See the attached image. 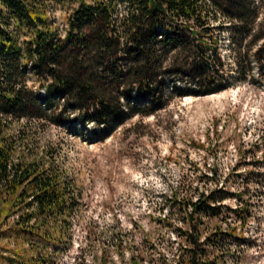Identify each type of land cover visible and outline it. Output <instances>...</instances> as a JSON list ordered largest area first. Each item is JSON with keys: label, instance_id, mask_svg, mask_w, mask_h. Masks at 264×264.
<instances>
[{"label": "trees", "instance_id": "16d2710c", "mask_svg": "<svg viewBox=\"0 0 264 264\" xmlns=\"http://www.w3.org/2000/svg\"><path fill=\"white\" fill-rule=\"evenodd\" d=\"M56 7L65 12L63 28L55 24ZM221 14L237 21L229 28L232 44L235 36L250 35L258 16L246 0H0V264H55L73 243L80 196L57 158L30 150L23 134L6 133L7 122L64 123L50 113L62 100L83 129L92 123L106 138L131 116L164 108L168 87L179 97L223 90L228 77L216 29L224 25L212 23ZM260 38L253 58L264 77ZM234 56L240 65L241 52ZM220 190L183 181L171 189L167 200L178 203L183 225L174 224L171 207L158 221L173 226V242L179 241L168 247L170 255L161 254L162 263H149L207 264V248L222 235L230 243L244 238V204L230 209L239 225L204 231L207 218L222 212ZM110 239L120 260L128 252L129 264H143L145 253L134 251L125 233L110 232ZM100 261L107 264L105 257Z\"/></svg>", "mask_w": 264, "mask_h": 264}, {"label": "rangeland", "instance_id": "374dc122", "mask_svg": "<svg viewBox=\"0 0 264 264\" xmlns=\"http://www.w3.org/2000/svg\"><path fill=\"white\" fill-rule=\"evenodd\" d=\"M246 1L258 16L250 35L235 36L236 43L230 41L229 28L237 21L222 14L212 20L224 25L216 29L228 77L223 90L179 97L168 87L164 108L131 116L106 138L96 135L92 123L83 129L78 113L62 100L50 112L51 118L65 119L59 125L28 118L7 122L6 133L25 135L30 150L51 152L80 192L72 215L73 243L55 264L82 259L100 264L104 257L107 264H129L128 252L122 260L116 256L110 232L125 233L133 250L145 253L143 264L162 263L161 254L170 255L168 247L175 248L179 238L173 242V226L158 219L171 207L174 224L183 225L178 203L173 207L167 200L180 181L221 189L216 198L224 197L222 212L207 218L204 231L239 225L230 209L249 208L244 238L230 243L222 235L215 248H207V264H264V77L253 58L263 41L264 0ZM53 14L55 24L65 27V12L56 7ZM234 51L242 54L240 65ZM28 84L37 90L33 78Z\"/></svg>", "mask_w": 264, "mask_h": 264}]
</instances>
